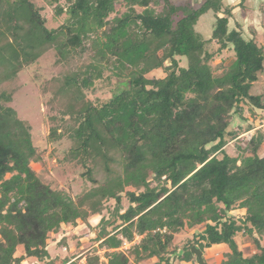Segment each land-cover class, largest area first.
<instances>
[{
    "label": "trees",
    "instance_id": "trees-1",
    "mask_svg": "<svg viewBox=\"0 0 264 264\" xmlns=\"http://www.w3.org/2000/svg\"><path fill=\"white\" fill-rule=\"evenodd\" d=\"M46 1L67 15L57 28L34 0H0V264H175L195 261L194 245L205 253L224 245L217 264H264V130L255 122L230 129L246 104L253 114L264 110L262 95L251 93L264 72V44L246 38L239 23L230 27L236 6ZM209 11L216 20L206 38L196 25ZM52 49L61 69L43 87L51 93L49 136L72 143L62 164L85 168L92 186L77 196L39 177L33 163L46 150L11 105L13 79ZM228 49L235 59L217 74L212 61ZM160 68L165 76H148ZM108 69L106 79L123 87L93 100ZM98 216L91 248L79 256L51 251L69 249L67 229ZM189 228L178 247L177 235ZM239 234L253 253L240 247Z\"/></svg>",
    "mask_w": 264,
    "mask_h": 264
},
{
    "label": "rangeland",
    "instance_id": "rangeland-1",
    "mask_svg": "<svg viewBox=\"0 0 264 264\" xmlns=\"http://www.w3.org/2000/svg\"><path fill=\"white\" fill-rule=\"evenodd\" d=\"M176 4L190 3L193 6H199L204 0H172ZM230 5L236 6L235 18L231 19L230 27L234 28L238 23L241 25L244 35L246 38H256L260 44H264V0H224ZM242 1L243 5H240ZM36 5L42 9V14L47 20V26L49 28H57L63 24L66 14L57 15L56 5L57 2H47L46 0H34ZM59 4L67 5L66 0H60ZM119 10L118 13H122L125 10L124 5L118 4L116 7ZM141 10V8H139ZM114 15V14H113ZM216 17L213 11H209L204 14L200 22L196 25V29L201 32L204 37L209 38L214 29ZM219 45L215 42L211 43L208 48L214 52L218 49ZM216 57L212 61L213 69L215 73L220 74L223 68L228 67L231 62L235 59L234 52L232 50H223L222 52L215 55ZM57 54L54 49L46 52L41 58L34 64L24 68L14 79H13V102L12 106L18 111L19 116L28 121L32 126L33 138L36 145L40 148L45 149V158L43 161L33 163V167L37 171L39 177L45 182L52 185L55 188H61L67 190L71 196H77L82 194L85 190L92 186V183L88 181L81 174L85 168H76L74 166H68L60 162L67 150L71 147V141L64 138L60 142H51L49 132L51 128L50 116L52 111L48 107V101L51 98V93L43 91L45 83L50 80L53 76L58 75L61 66H56L55 61ZM181 64L185 65L186 59L180 58ZM169 61V60H168ZM170 64V62H168ZM187 65V64H186ZM110 69L104 73V78L101 81L96 82L97 89L95 92H90V97L95 99H108L112 94L123 87L122 80L117 77H112L110 80L106 77L110 74ZM166 75V71L163 68L157 69L149 73V77H163ZM251 93L255 95H262L264 101V72L260 74L259 79L254 83ZM244 115L241 117L240 114L233 115V121L230 129L232 130L238 125L247 126L251 122H255L257 125L259 119H264V110L257 109L255 114L250 111V105L246 104L244 107ZM260 122V121H259ZM264 130V129H263ZM247 138V135L244 136ZM235 141L231 142L227 146V150L232 154L235 150ZM246 140L242 143L245 146ZM260 154L264 155V145L260 150ZM66 166V167H64ZM124 204L128 202L125 199ZM243 211H235L234 214L239 215ZM100 216L92 217L90 224L81 223L77 228L69 227L67 229V235L70 240L69 249L65 246L58 248L53 245L51 251L55 254H78L85 250H88L93 246L92 236H95L93 228L98 224ZM202 226L195 228V231L199 232L203 229ZM194 229H186L176 237L178 247H183L187 244L188 239L192 236ZM140 237H137L139 240ZM237 241L246 254L253 253L256 248L253 243L245 239L243 234H239ZM264 241V240H263ZM250 243V244H249ZM132 243H125L124 248H129ZM198 246V245H197ZM23 248H19L18 254H22ZM224 252L223 247H211L205 253V259L209 264H217L222 260ZM103 254V251H101ZM84 260V259H83ZM82 260V261H83ZM62 257L58 260L60 263ZM152 261H148L145 264H150ZM26 264H31L26 261ZM175 264H183L182 262ZM186 264V263H184ZM191 264H197L196 257L195 261Z\"/></svg>",
    "mask_w": 264,
    "mask_h": 264
},
{
    "label": "water",
    "instance_id": "water-1",
    "mask_svg": "<svg viewBox=\"0 0 264 264\" xmlns=\"http://www.w3.org/2000/svg\"><path fill=\"white\" fill-rule=\"evenodd\" d=\"M192 253L196 257L197 264H207L205 259V252L197 245L192 247Z\"/></svg>",
    "mask_w": 264,
    "mask_h": 264
},
{
    "label": "crops",
    "instance_id": "crops-1",
    "mask_svg": "<svg viewBox=\"0 0 264 264\" xmlns=\"http://www.w3.org/2000/svg\"><path fill=\"white\" fill-rule=\"evenodd\" d=\"M258 123H259V121H258ZM258 123H257V124H258ZM253 132H254V131H250V132H247V133H245V134H243V135L245 136V135H248V134H253ZM78 227H79V226L76 227V233H78V232H77V231H78V230H77ZM53 244H54V243H53ZM52 246H53V245H52ZM52 246H51V248H52ZM53 247H54V246H53ZM213 247H223V248H224V245H215V246H213ZM53 253H54V251H53ZM182 263H183V264H184V263H186V264H191L192 261H189V262L183 261Z\"/></svg>",
    "mask_w": 264,
    "mask_h": 264
},
{
    "label": "built area",
    "instance_id": "built-area-1",
    "mask_svg": "<svg viewBox=\"0 0 264 264\" xmlns=\"http://www.w3.org/2000/svg\"><path fill=\"white\" fill-rule=\"evenodd\" d=\"M259 123L257 124L256 128L255 129H258V128H263L264 129V119H259ZM128 243V242H126Z\"/></svg>",
    "mask_w": 264,
    "mask_h": 264
}]
</instances>
